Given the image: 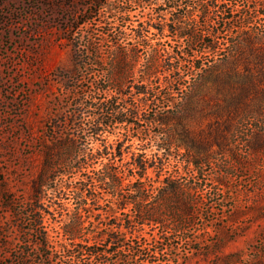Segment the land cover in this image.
I'll return each instance as SVG.
<instances>
[{
  "label": "trees",
  "instance_id": "16d2710c",
  "mask_svg": "<svg viewBox=\"0 0 264 264\" xmlns=\"http://www.w3.org/2000/svg\"><path fill=\"white\" fill-rule=\"evenodd\" d=\"M140 1L152 13L132 29L135 43H122L132 22L129 10L109 4L104 7L114 21L107 17L105 22L112 31L107 60L91 39L75 43L80 71L89 75L97 66L101 78L85 87L79 76L72 77L71 132H62L60 120L54 122L57 130L44 150L31 201L8 196V204H16V221L23 225L28 220L32 227H21V242L0 264H187L174 253L182 247L215 255L213 264H239V253L224 252L227 242L237 238V229H190L210 214L208 222L223 221L226 212L217 201L206 211L201 208L205 188L199 180L204 167H211V157L185 121L199 112L198 101L206 100L218 104L219 117L221 111L231 115L242 107L232 139L223 146L234 144L245 124L257 134L264 128V0ZM101 7L90 0L83 17L70 21L72 38ZM247 51H259L260 68L254 72L247 65ZM250 87H261V93L250 95ZM153 126L161 128L159 134L151 135ZM121 128L125 132L116 135L115 145H91ZM134 138L138 152L129 150L133 143L125 146ZM50 170L54 173L48 177ZM46 197L47 208L42 203ZM227 217L228 223L238 219L234 213ZM56 223L60 228L52 226ZM255 252L246 264H264V230Z\"/></svg>",
  "mask_w": 264,
  "mask_h": 264
},
{
  "label": "rangeland",
  "instance_id": "374dc122",
  "mask_svg": "<svg viewBox=\"0 0 264 264\" xmlns=\"http://www.w3.org/2000/svg\"><path fill=\"white\" fill-rule=\"evenodd\" d=\"M90 0H0V261L10 257L11 250L21 242V227L31 228L28 220L19 224L15 219L16 204H8V196L21 203H28L34 193L33 183L42 172L46 146L52 144L51 136L57 130L54 122L60 120L62 132H71L69 116L71 107L72 77L81 79L82 86L87 87L99 80L97 66L93 73L81 72L76 63L75 43L82 45L91 39L96 43L104 59L107 60L108 47L111 44V27L105 25L108 20L114 21L110 10L104 6H122L130 12L132 22L126 26L127 36L123 45L135 43V29L139 22L149 19L150 7L140 0H98L101 7L98 15L89 22L81 24L71 36L73 18L80 19L88 9ZM114 27L119 21L115 20ZM110 31V32H109ZM152 31H155L152 29ZM75 38V40H74ZM156 41V40H154ZM165 41V39H164ZM87 51V50H80ZM259 51H247V65L256 71L260 68ZM244 63L239 68H243ZM177 88V87H176ZM250 95L261 93V87H250ZM82 95V93H81ZM79 94L76 95L78 97ZM85 97L90 99L91 94ZM214 101H198L199 112L193 113L185 123L192 136L200 146L209 148L211 167H204L205 172L199 180L200 187L205 191L201 208L209 207L216 201L225 210L223 221L210 223L207 221L213 214L206 216L191 231L212 230L213 228L237 229V238L227 242L224 252L239 253V264L255 257V247L260 234L264 230V128L257 134L245 124L236 133L234 144L226 147L225 143L232 139L234 126L242 116V107L238 113L225 114L219 117L215 111L219 109ZM147 113L144 117H149ZM85 119H87L85 117ZM86 121V120H85ZM144 123L140 122V125ZM255 124V123H254ZM259 125V124H258ZM151 135H157L161 128H150ZM117 133L107 132L101 141H91L95 148L105 144H116L123 128ZM79 141L82 145L83 139ZM130 151L138 152L139 141L125 144L131 145ZM251 143V146H249ZM258 145H263L258 149ZM231 149V150H229ZM232 151V152H231ZM185 153V148L182 149ZM185 156V155H184ZM129 160L130 157L127 156ZM100 166H98L99 168ZM54 171L48 172V177ZM208 174H211L208 176ZM78 179V176H76ZM75 178V179H76ZM65 180H71L64 176ZM76 179V180H77ZM51 178L48 183L51 184ZM52 189L48 191L51 196ZM220 200V201H218ZM222 201V202H221ZM69 208L74 204L63 200ZM44 207H49L48 197L43 198ZM218 206V207H219ZM54 208H50L52 211ZM206 211V210H205ZM215 213V212H214ZM234 213L238 219L228 223L227 215ZM60 214H57L59 216ZM21 225V226H20ZM60 223L52 225L60 228ZM50 226L51 235L55 236ZM211 228V229H210ZM149 232L152 230L148 228ZM159 229H156V234ZM192 233V232H191ZM234 233L233 236L235 237ZM149 236V235H148ZM209 241L212 235H203ZM175 241V240H173ZM10 242L9 248L5 243ZM193 247H199L193 244ZM11 248V249H10ZM188 248V247H187ZM210 248L209 250H211ZM207 249H205L206 251ZM179 261L187 264H213L216 256L209 257L198 254L196 249L190 252L185 248L174 251ZM169 256L162 257L167 259ZM173 264V262H172Z\"/></svg>",
  "mask_w": 264,
  "mask_h": 264
}]
</instances>
